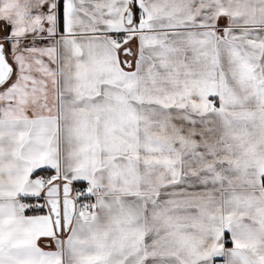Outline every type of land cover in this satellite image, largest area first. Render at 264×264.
Wrapping results in <instances>:
<instances>
[{"label": "snow or ice", "instance_id": "snow-or-ice-1", "mask_svg": "<svg viewBox=\"0 0 264 264\" xmlns=\"http://www.w3.org/2000/svg\"><path fill=\"white\" fill-rule=\"evenodd\" d=\"M0 264H264V0H0Z\"/></svg>", "mask_w": 264, "mask_h": 264}]
</instances>
